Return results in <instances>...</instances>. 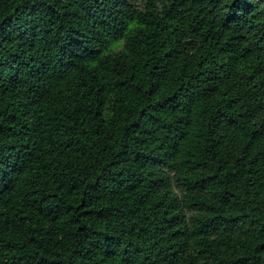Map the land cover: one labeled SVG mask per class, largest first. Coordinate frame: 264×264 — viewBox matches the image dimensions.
<instances>
[{
	"label": "trees",
	"instance_id": "1",
	"mask_svg": "<svg viewBox=\"0 0 264 264\" xmlns=\"http://www.w3.org/2000/svg\"><path fill=\"white\" fill-rule=\"evenodd\" d=\"M0 264H264V0H0Z\"/></svg>",
	"mask_w": 264,
	"mask_h": 264
},
{
	"label": "rangeland",
	"instance_id": "2",
	"mask_svg": "<svg viewBox=\"0 0 264 264\" xmlns=\"http://www.w3.org/2000/svg\"><path fill=\"white\" fill-rule=\"evenodd\" d=\"M140 4V3H139ZM177 194L180 195V193L177 191Z\"/></svg>",
	"mask_w": 264,
	"mask_h": 264
}]
</instances>
